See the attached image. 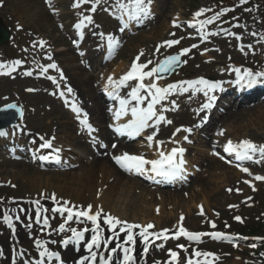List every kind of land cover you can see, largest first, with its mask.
Wrapping results in <instances>:
<instances>
[{
  "label": "rangeland",
  "instance_id": "374dc122",
  "mask_svg": "<svg viewBox=\"0 0 264 264\" xmlns=\"http://www.w3.org/2000/svg\"><path fill=\"white\" fill-rule=\"evenodd\" d=\"M107 0H100L99 3L106 4ZM215 0H153L155 11L160 10V8H163V11L165 12V16L167 17L165 19L166 24L168 21L175 20V19H181L183 17V14L189 9V6L195 5V8L198 6L201 7H208L209 9L212 7ZM1 3L4 4V8L0 10V18H4L7 27L13 30V23H17L18 17L22 21V23L25 25V27L28 29V32H32L36 35L40 36H46L47 38H51L53 41V45L55 46L56 50H64L67 51L62 53V56L59 54L56 59L59 60L62 64V69L66 72L67 76H73L74 72L72 69L74 66H78L80 63L77 58L75 60V54L70 48V45L65 40L63 31H59L56 28L55 21L48 15L46 10L43 8L41 0H30L31 5H27V0H0ZM171 3L172 9L169 11H166L165 4ZM30 6L32 8L31 13H39L45 15L47 19V23H40L39 21H33L31 22V17L27 13V7ZM199 7V8H201ZM29 8V7H28ZM252 9H254V5L250 3V1H247L245 4H236L235 5V11L233 12V16L239 18V20H247L248 18H251L252 22L258 23V17L255 16V12H250ZM249 10V11H248ZM59 11H62L63 13H70L73 12L70 9L69 1L63 0V4L59 6ZM216 15L219 14L220 22H222L223 19H226L227 16H223L222 11L215 8L213 10ZM25 13V14H24ZM189 15V13H186ZM100 17V16H99ZM99 17H97V21L100 24ZM59 23H61L64 18L57 19ZM16 21V22H14ZM260 25V24H259ZM264 26V24H262ZM170 25L166 28L165 32L169 33ZM256 29L259 32H262V30L255 26ZM67 28V26H66ZM152 26L142 27L140 29H137L136 31L129 34L127 37H125V47L119 52L117 58L112 62L109 63L110 66H105L101 63L100 59L98 61V64H94L95 66H92L95 69V82L97 85H99L98 92L96 94V98L101 101L100 97V86L102 84V72L101 69L103 67H107L104 74H111L113 73V70L116 69L117 65L121 63L122 61L128 62L130 58L141 51L146 52L148 50L150 53L152 52L153 47L157 46L158 43L161 41H164L167 39V37L164 36H157L151 32L150 29ZM138 32L139 34H143V37H138V33L135 36L134 33ZM135 36V37H134ZM180 38L178 37L177 40ZM168 40H170L168 38ZM219 46L223 48V50H227L228 52L225 54H221L220 52H208V53H193L188 52L184 57V62L187 63V66L184 67L183 76L189 77V76H197V75H206L208 72H212L215 76L220 75L222 73L221 69H217L216 65L223 64L225 61L228 60V58L233 56L234 60H240L243 62H239V64H248L252 68L256 70H264V50L258 49L255 51V58H250V56L247 57H240L239 54H236L233 49H231L230 46H228L225 42H217ZM6 54L10 52L7 50H3ZM232 51V52H231ZM201 52V51H200ZM70 53V54H69ZM16 56V54H15ZM74 56V61L71 59V63H69L68 58H72ZM84 60V59H83ZM122 60V61H121ZM58 61V62H59ZM85 61V60H84ZM216 62V65H213V62ZM0 62H3L7 64V59L0 57ZM59 62V63H60ZM209 63V64H208ZM108 64V63H105ZM113 64V65H111ZM211 66L209 67V65ZM97 66V67H96ZM81 69V68H80ZM93 71V70H92ZM90 71H84L87 75H92L94 72ZM100 71V72H99ZM101 74V75H100ZM180 76V73L178 74ZM69 80V78H68ZM93 81V82H94ZM70 85V88L74 90V87L69 84L67 80L63 83ZM47 86L44 83H38L34 82V80H20V78H13V79H0V107L7 102H16L18 104H21L23 107V111L25 112V125L27 126L28 130H30V137H34L36 133L40 134L42 137H49L52 136L53 138H56L60 144H68L71 146H75L69 139L73 138L76 134V131L72 127H68L69 131L66 133L60 132L57 135H54V130L59 129L61 131L62 124L61 122L64 119H68V116L59 109L56 105L52 104L50 97L46 95H39V94H32L29 93V89L36 92V91H46ZM71 92V96H72ZM188 97V96H187ZM73 98V97H72ZM75 99V98H73ZM183 99L179 100V103L182 102ZM187 100L193 104L195 103V100L193 97L187 98ZM186 104V103H185ZM88 107L90 106L89 103H87ZM53 106V107H52ZM187 106V105H186ZM257 107V106H255ZM250 107V109H254L251 112L248 113V115L243 116L242 121L240 123L238 128H231L229 130H225L223 135L225 137H221L222 135L215 138V134L213 135V132L211 133V136L214 138L213 140L216 143V145L220 146L225 140H250L253 142H258V144L264 143V104L262 106H259L257 108ZM173 108V107H171ZM196 107L194 105H191L187 108H185L183 114H171L170 118L174 120L177 124H192V119H196ZM192 122V123H191ZM228 123H223V125L219 126V129L217 128L218 132L223 131L225 128L227 129ZM221 127V128H220ZM228 131V133H226ZM220 137V139H218ZM81 143H84L85 141H91L88 137H85V140L82 138H78ZM88 145V144H87ZM203 150L207 151V142L203 144H198L194 148L190 150L189 154V163L191 166H194V164L199 165V160L203 159L200 163L201 165V171L199 170V174L195 179L191 181L188 187L184 188L182 190V195L180 196L181 199L177 201H165L164 203L155 202L150 199L149 195H144L143 201L146 202L145 208L150 215V217L159 218L156 217V213L154 212V208H160V210L168 214L170 217L172 224L175 222L176 217L178 219V216H186V222L183 224L185 229H188L194 233H200V232H207L208 229L205 226V222L209 219H213L214 217L217 219L216 221L220 225V227L223 225V223H230L232 224V217L235 214H240L245 220V225H250L252 227L260 228L261 231H264V185L256 186L257 192L255 194L251 193L250 191H247L244 189V192L241 196L236 195L234 192L231 194H228L224 191L225 188L235 189L236 186L239 184V176L235 171L233 176H231L229 179H225V172L222 169L217 170H210L207 167H205L204 161L206 160L205 157L199 156ZM81 155H75L74 153L69 154V162L72 165V169L70 172H62V171H47V172H40L34 168H30V166L25 161H11V162H3L0 164V169L2 172H0V181L4 182L6 180H11V183L13 186L17 187L15 189H10L9 185H6L2 189H0V199L4 200H13L16 198H26L27 196H38L41 195L40 193L46 190L44 188L39 187H33L32 185H27L22 182V178L24 177H33L32 174L34 173H40L44 177H49L48 183L50 185H53L56 189L59 188V199H77L75 193L73 192L75 189H81L82 195L84 196L86 200V203H91V201L94 200L95 195L93 194L95 189H101V188H93L91 191V195L87 197L89 194L88 191L84 190L83 187H81L80 183H77L78 180L76 175L80 174V168H78V164H80V161H84L86 163H89L91 161V158L89 156H86V154L81 150ZM197 152L200 154L197 155ZM117 155V154H113ZM82 164V163H81ZM2 165V166H1ZM19 165H21V168H17ZM4 169H7L8 172L3 171ZM14 169V170H13ZM30 169V170H29ZM13 171V172H10ZM22 171V172H20ZM10 172V173H9ZM19 172V173H18ZM76 174V175H74ZM68 175L72 177H68ZM42 176V177H43ZM116 177V176H115ZM200 177L202 180L197 181V178ZM55 179V180H53ZM114 179V178H113ZM44 181V180H43ZM46 182V181H44ZM76 182V184H75ZM143 188L141 185L134 186L133 189L130 191V193L126 196L129 200L132 199H140V189ZM144 189V188H143ZM145 190V189H144ZM47 191V190H46ZM45 192V191H44ZM96 192V191H95ZM99 195V194H98ZM42 196V195H41ZM75 200L74 202H76ZM245 201H248V203H243ZM195 204H202L204 207H206V214L204 218H196L195 213ZM112 206V205H111ZM238 206L237 210L233 211L232 209H228L229 207ZM116 210L120 212L123 216L126 217L127 213L123 207L117 205L115 206ZM153 209V210H152ZM110 210V209H109ZM190 212V216H188L187 212ZM119 213H117L118 216H120ZM130 214V213H128ZM131 215V214H130ZM160 215H162L160 213ZM217 215V216H215ZM188 217H192V220L188 219ZM129 219H132L130 216ZM138 220H141L142 217L137 216ZM166 225V224H165ZM171 225V224H170ZM170 225L167 224L166 227H169ZM162 228H164V225H161ZM240 226H236L232 224V229L236 230ZM258 237H261V233L257 235ZM206 241H210V239H205ZM254 243L248 242L241 244L240 248L232 247V248H223L220 244L217 243H205L202 245L199 249L202 252H211L215 254L217 257L218 264H245L247 261L251 260V257L248 256V253H250L246 248L250 245V247H253ZM262 246L264 245V241L260 243ZM257 245H259L257 243ZM256 264V263H253ZM264 264V263H262Z\"/></svg>",
  "mask_w": 264,
  "mask_h": 264
},
{
  "label": "snow or ice",
  "instance_id": "6c2138e0",
  "mask_svg": "<svg viewBox=\"0 0 264 264\" xmlns=\"http://www.w3.org/2000/svg\"><path fill=\"white\" fill-rule=\"evenodd\" d=\"M84 3H87L88 0H83ZM100 2V0H95V3L92 6V11L95 12L96 10V4H98ZM246 2V0H241V3ZM150 4H151V0H129L128 5H124V4H120V8L121 9H129L126 14L129 16V19H139L141 18V16L143 17H148L150 15ZM76 7H79V3L77 5H75ZM207 11L206 9H201L200 11H198L195 16L196 17H200L201 15L204 14V12ZM219 17V14L216 17H213V19H217ZM85 20L88 21V23L92 22V17L87 16L84 17ZM212 19L206 20V21H201V27H203L204 24L206 23H211ZM83 26V21L80 24H77L76 27L79 29ZM175 27H179L178 24L174 23ZM192 25H190L191 27ZM123 30V29H121ZM103 35V34H101ZM108 40V46H109V50L111 51L113 49V47L115 45H117L119 42L113 37V36H108L107 38ZM179 40H169L166 41L163 46H167V47H172L175 44H179ZM43 43V42H41ZM193 47H196V45H193ZM157 51H159V48L157 49ZM190 51V49H184L179 55L176 56H170L168 58H166L164 61L160 62L156 67L152 68L150 71H143L145 68L148 67V64H141V63H137V62H133L132 66H131V70L124 75L120 81L118 82V84H114L113 80L111 77H109L108 83L110 85H113L114 87H119L121 85H124L127 81L129 80H137L139 81V84L137 87L133 88L130 96L133 100H135L137 102V104H141L143 103L145 97H142L140 95V91L143 89L144 91H146L148 93L149 96L152 97L151 102L148 104L147 108H140V107H133L131 108V116H132V120L126 124L121 126L120 128L117 129L118 132L121 133H127L130 136H136L139 135L142 131H144L146 128L148 127H156L158 126L161 122H165L168 124H171L172 121L170 120H166V118L161 114V115H157V112L155 110V106L160 103L163 99L166 98V96L174 91L175 89H177V85L175 84H171L169 85L167 88H163V87H157L156 83H152L151 85H149L148 87H146L143 83V81L145 80V78L147 77H153L156 76L158 73H166L168 71H170L174 66H176L178 64V62L180 61V57L183 55H186L188 52ZM144 53L143 51H141L140 56H143ZM140 56L136 57V61L140 60ZM49 59H51V57L49 56ZM148 63L150 64L151 61H148ZM16 65L20 64V61H15ZM7 67L6 65L0 64V69H3ZM49 68H53L56 69V64H50L48 66ZM12 71H14L15 69L12 68ZM47 68L43 69V72H47ZM234 71L236 72V76H237V83H240L242 80L246 79V86L247 87H252L254 86L257 82H258V78H264V72H256L253 73L251 70L249 69H245L243 72V75H241L240 69H234ZM0 74H6L3 72H0ZM26 75H31V72H27L25 73ZM48 79L52 80V82L54 84H56V79L54 77H48ZM61 79H63V73H61ZM188 84V86L190 88H196L197 85H201L203 86V88H196V91H202L204 89H207V91H204L205 96L208 95L209 91L214 90L215 88L218 87V85L216 84H211L209 83L207 80L204 79H199L196 81H187L185 82ZM58 86V85H57ZM31 91V90H29ZM181 91H187V89L181 88ZM68 92L71 93L72 89L68 88ZM60 95L63 97L64 93L61 92ZM117 99H119V97H115ZM214 97H209V100H213ZM65 103L67 104L68 101L65 100ZM120 103V109L119 111H117L115 113V117L117 120H119L122 116H125L128 114V108L127 105L129 103V101L124 100V99H120L119 100ZM211 102L206 103L203 105L202 109H207L210 108ZM16 105L14 104H9L6 106V108L4 109H0V112H5L8 109H15ZM71 109L74 113L77 114V117L79 118L80 114H81V109L75 104L73 103L71 105ZM17 111H19V109H17ZM155 118L154 124H149V121H152ZM80 124L88 130L89 133L95 131V129L92 128V126L88 123V118H87V114H84V118L80 120ZM184 132H188L191 133L192 129L190 128H184L182 129ZM177 131H181V129H177ZM220 135H223V133H219ZM0 135H4V133L0 132ZM147 140L149 142V146L151 147V143L154 140V134L153 135H149L147 137ZM185 140H187V137H185ZM158 145L162 144V141H158L157 142ZM41 147L43 148H51L52 144L50 141H46L44 144L41 145ZM112 147H116V145H112ZM226 152L232 153L235 152L236 154V158L239 160H252L253 155L256 153H259L261 157H264V145H260L257 146L256 144L252 143L249 140H244L241 141L238 145H233L231 142L228 143L227 147L225 148ZM183 154H184V149L183 148H173L171 150L170 153H165L163 151H161L159 153V159L157 160H147L145 159L143 156H136V155H129L127 153L120 155V156H115L113 157V159L115 160V162L120 165V167L128 170V171H132L135 170L138 173H144L147 171V169L145 168V165H151V172L158 177H162L165 179H174L176 177L179 176V174L181 173V171L183 170V165L185 163V161L183 160ZM41 159L43 160H48L49 157L48 156H42ZM53 159H55L57 162H59V156H55L53 157ZM258 162V161H257ZM241 171L248 173V169L247 168H242ZM249 175H251V173H249ZM256 180L259 181H264V176H256L255 177ZM245 183H248V181H245ZM53 200H55V196L52 197ZM38 203V202H36ZM63 211H67L68 212V219H72L73 215H76L78 217H85L87 220L91 221L93 225H95V227L93 228L94 232H99V223H98V218L100 217V215L102 214V210H99L96 212V214H90L92 209L91 206H89L87 211H80V212H76L73 213L71 209L65 208L63 209ZM159 211V210H157ZM201 215H203V209L201 208ZM4 219L6 221H8L10 218L5 215ZM184 217L181 216L180 220H181V226L179 227V230L176 232V237L179 236H184L187 237L189 240L192 241H199L201 239V237L203 236H211L214 239H227L228 237L225 236L224 233L222 232H212V233H204V232H200V233H193V232H189L187 231L183 226H182V221H183ZM237 221L243 222L241 221L240 217H236L235 218ZM104 223L109 225V227L114 231L116 229V227L120 224H125V227L122 229V231H126L127 232V239L125 241L126 244H130V245H134L135 244V236L133 234V229L136 228H140L141 231L139 232V236L143 239L146 247H145V252H147V245L149 244V239L150 236H155V238L159 239V238H163L165 240L169 239V236L167 235V231L168 230H164L163 232L160 233H150L149 230L154 228L153 224H148L146 226H141L138 224H126V222H122L119 219L111 216V215H107L106 219L104 220ZM45 224H47V221H45ZM212 228H215L216 225L213 223L211 224ZM63 226H61V231H63ZM73 231V236L79 240L83 237V233L82 232H77L75 229L72 230ZM87 231V229L85 230ZM100 241L101 238L99 235H94L92 238V242L88 245V249L89 251L92 250L93 246L95 247H100ZM65 244L68 243L67 240L64 241ZM37 246L38 247H43V245H41L39 242H37ZM182 247V246H181ZM132 249L131 248H124V252L126 253L125 255V264H127L128 261L132 260V256L127 255V253L131 252ZM47 252V249H45L44 251L40 252V256L44 257L45 254ZM194 255L196 257H200L203 256L205 257V261L204 264H211V261H209L207 258L208 257H212L213 259H216V257L213 256L212 253H201L199 251L195 252ZM170 256L172 257V260L175 261L177 258V253L176 252H170ZM93 259H95V253H93ZM42 264V261H41ZM81 264H83V261L81 262ZM171 264V262H170ZM188 264H194L193 261H189ZM195 264H199V261H196Z\"/></svg>",
  "mask_w": 264,
  "mask_h": 264
},
{
  "label": "bare ground",
  "instance_id": "6f19581e",
  "mask_svg": "<svg viewBox=\"0 0 264 264\" xmlns=\"http://www.w3.org/2000/svg\"><path fill=\"white\" fill-rule=\"evenodd\" d=\"M27 5H31L30 0H27ZM29 7V8H28ZM27 7V13L30 15V19L31 22L33 21H39L40 23H47V19L48 17H46L43 14H39V13H31L32 8L30 6ZM170 8V3H166L165 4V8L164 9H169ZM161 10H163V8H161ZM25 14V13H24ZM163 16V12L159 15V17L161 18ZM20 17H18L17 19H19ZM166 19V17L161 19V25L159 26L160 21L156 20L154 23L153 28L151 29V33L150 34H154L157 36H162V32L165 31L166 29V23L164 22V20ZM152 26V24H151ZM159 34V35H158ZM161 34V35H160ZM166 41H161L158 44H162L164 45ZM153 52H149L148 50H146V52H144L145 56H151L153 55ZM64 55H66L64 53ZM86 59L89 60V62L91 63L94 61H97V57L93 56V54L89 55L86 57ZM69 63H71V58H68ZM90 67L91 64H90ZM126 66H123L122 64L120 66L117 67V69L115 70L116 72H118V75H120L122 73V71L125 69ZM72 71L74 72L73 76H68L69 78V82L71 83V85L74 87L75 92H73L74 96L78 97L81 99V101L85 104L89 103L91 105V108L89 109V111L92 113V117L94 118V121L97 123L98 128H99V135L101 137V139L107 141L109 139V134L105 131L104 129V122L105 119L107 118V115L104 113V109H105V105L103 103H101L97 98H96V94L98 92L97 88L93 85V77L87 75L85 72H83V70H81L79 67H74L72 69ZM113 80V78H112ZM114 82V80H113ZM113 85H105L104 86V90H107L109 88H112ZM55 102V101H54ZM53 103V102H52ZM56 103V102H55ZM54 104V103H53ZM244 106H249V104H243ZM259 106L261 104H258ZM257 106V107H259ZM255 107V108H257ZM242 108V107H240ZM253 108V107H252ZM254 109H250V108H243V109H239V110H234V111H229V113L223 118H220L215 125H213V129H216L217 127H219L220 123H228L230 125V127L232 128H238L236 126H239L243 116L248 115L249 112H251ZM74 113L70 112V116L72 117ZM264 116V114H263ZM69 126V125H68ZM65 132L69 131L70 129L66 126H63ZM74 142L75 145H80V147H84L85 144L81 143L79 139H77L76 137H73L72 139H70ZM127 146L124 145H119L117 151L121 152L122 148H125ZM16 150L18 149L17 147L15 148ZM116 151V152H117ZM110 152L109 149H105V150H101L99 153H101V155L97 158L93 157L91 160V163H89L88 165L83 164L82 167L80 168V174L76 175L77 177V183L81 184V187H83L84 190L91 192L93 190V188H101V191H103L100 195L99 198L100 202L97 201L95 204V207H97V205L99 203H102L101 207H106V209H110L112 211L113 215L117 214V210L116 207L117 205L123 207L126 211L127 215L126 218H129L130 216L132 217V219L136 220L137 216L142 217V219H146L149 221H154L156 223L157 226L160 225H165V223L167 222V224L169 223L168 219L170 218L168 216V214H166L165 212L161 211V216L160 218L157 219H151L150 215L148 214L145 205L146 202L143 201L144 199V195L149 194L150 199L149 200H156L158 197L161 200H165V201H177L180 198L181 194H182V190H177V191H172V194L170 192H162V191H147V190H143V188H138L140 189V194L141 197L138 200L137 199H132L129 200L128 197L126 198V196L130 193V191L133 189V187L136 185L138 186L139 184L137 182H135V180L133 181V179L126 177L125 175H123L121 172L116 171V168L114 165H112V163H110L109 159L107 158V154ZM0 157H1V152H0ZM206 160V165L205 167H207L210 170H217V169H222L225 172V179H229L231 176H233V171H231L230 169L225 168L222 164H220L218 161H216L215 159L207 156V158H205ZM17 168H21V166H18ZM14 170V169H13ZM30 170V169H29ZM188 172L193 173V171H191L190 167L187 169ZM3 171H7V169H4ZM0 172L1 169H0ZM13 172V171H10ZM9 172V173H10ZM22 172V171H20ZM19 173V172H18ZM33 177H25L22 178V182L26 181L25 184L32 185L33 187H41V186H48V181L50 180L49 177H44L42 174L40 173H34L32 174ZM43 176V177H42ZM113 176H116V179H114L112 181ZM68 177H72L70 175H68ZM46 182H44V181ZM55 180V179H53ZM202 179L200 177L197 178V181H201ZM5 182V181H4ZM75 182V184H76ZM12 184V183H11ZM78 199V194L81 195L82 194V190L81 189H75L73 191ZM112 205V206H111ZM195 208H196V204H195ZM154 209V207H153ZM152 209V210H153ZM206 209V208H205ZM160 210V209H159ZM197 212V210H196ZM130 213V214H128ZM188 216H190V212H187ZM187 219V218H186ZM188 219L192 220V217H188ZM105 220V219H104ZM104 220L102 222V226L105 230V233L107 235L111 234V233H115L116 229L113 231L109 225L104 223ZM125 220L124 217H121L120 221ZM127 221V220H126ZM134 223H144L143 221H133ZM148 222V221H147ZM176 227V226H175ZM176 230V229H174ZM133 234L135 236V244L132 245L135 251H138L142 248V238L137 235V233L135 232V230L133 231ZM127 239V232L124 231V233L121 236H117L115 237V240H117L118 242H124ZM130 245V244H129ZM118 252L115 253V257L118 256ZM74 254L71 253V251L69 249H66V258L68 259V262H72L73 258H74ZM135 259L138 260V255H134ZM75 260H73L74 262ZM146 263V262H145Z\"/></svg>",
  "mask_w": 264,
  "mask_h": 264
}]
</instances>
